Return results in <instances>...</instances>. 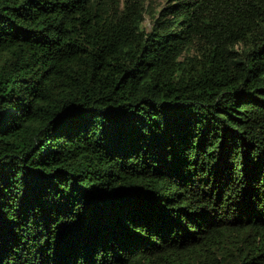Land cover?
<instances>
[{
	"label": "trees",
	"instance_id": "1",
	"mask_svg": "<svg viewBox=\"0 0 264 264\" xmlns=\"http://www.w3.org/2000/svg\"><path fill=\"white\" fill-rule=\"evenodd\" d=\"M0 264H264V0H0Z\"/></svg>",
	"mask_w": 264,
	"mask_h": 264
},
{
	"label": "rangeland",
	"instance_id": "2",
	"mask_svg": "<svg viewBox=\"0 0 264 264\" xmlns=\"http://www.w3.org/2000/svg\"><path fill=\"white\" fill-rule=\"evenodd\" d=\"M163 2H164V0H146L147 10L151 11V12H156V11L159 10V8L163 4ZM144 25L146 27L150 26V17H149V15L145 16Z\"/></svg>",
	"mask_w": 264,
	"mask_h": 264
}]
</instances>
